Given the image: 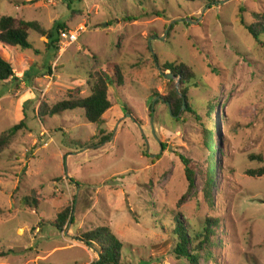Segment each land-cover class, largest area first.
Segmentation results:
<instances>
[{"label": "rangeland", "instance_id": "374dc122", "mask_svg": "<svg viewBox=\"0 0 264 264\" xmlns=\"http://www.w3.org/2000/svg\"><path fill=\"white\" fill-rule=\"evenodd\" d=\"M241 8L250 22L264 0H0V16L67 25L58 49L35 31L29 50L0 44L21 79L0 81V134L27 124L0 153V264H97L96 247L81 237L100 227L122 243L124 264H188L175 253L174 213L192 235L220 219L208 264H264V176L246 173L261 166L249 155L264 156V45L241 24ZM165 61L195 72L198 114L184 107L175 116L161 100L171 81L159 71ZM112 64L124 85L110 86L101 125L83 109L50 113L72 93L88 96L92 73ZM209 103L218 104L220 166L212 204L201 191ZM180 154L196 166L193 192Z\"/></svg>", "mask_w": 264, "mask_h": 264}, {"label": "trees", "instance_id": "16d2710c", "mask_svg": "<svg viewBox=\"0 0 264 264\" xmlns=\"http://www.w3.org/2000/svg\"><path fill=\"white\" fill-rule=\"evenodd\" d=\"M72 3L74 0H68ZM215 1V0H211ZM70 7V4L68 5ZM241 24L253 36L256 42L264 45V12L253 11L251 13V20L246 21L243 15L244 9L241 8ZM67 28V25L59 22L52 28L43 27L38 21H30L18 19L11 15L0 16V44L5 47L20 48L23 51L32 48V42L29 39L30 32L35 31L41 36H45L48 40V48L58 49V44L61 40L62 30ZM159 57H156V60ZM161 68L164 72L171 70L172 73L180 78V92L177 90V84L174 80L169 81V93L161 100L169 105L172 114L178 116L184 109V99L186 100V111L192 115L198 114L193 108L190 100V87L189 84L194 81L196 74L191 67L182 61L170 62L165 61L161 63ZM110 73L107 71L102 72L96 70L91 75L92 90L91 93L84 98H75L72 93L70 99H65L56 103L50 110L52 115L61 114L67 110L83 109L85 117L89 122L101 125L104 121L105 113L112 108L110 100L109 89L110 86L115 85L122 87L124 79L121 75V70L117 64L108 66ZM11 80L21 81L16 77L13 64L5 59L0 54V81L10 82ZM90 82V81H89ZM77 91H74L76 94ZM26 107V105H24ZM218 104L209 103L207 105L206 114L213 117L210 127H204L205 144L210 149V156L208 159V166L202 173V194L207 203L212 204L216 196V184L214 179L220 173L219 154H218V140H217V127L218 122L216 113ZM180 121V119H177ZM27 128L26 117L18 124H15L10 129L0 134V153L3 152L11 143L17 133ZM100 134H103L100 131ZM107 139L106 136L102 137V142ZM162 146L166 149L164 144ZM180 159L185 165L186 178L188 181V192H193L197 188V169L194 161L189 157L180 154ZM249 160L261 164L260 167L254 169H247L246 173L250 176H264V156L261 154L249 155ZM173 213V212H171ZM70 215V208L59 213L57 221L54 223L59 230L65 226L68 216ZM182 214L174 213L172 217L171 229L173 235L176 237L175 253L184 258L188 264H208L211 262L208 249L212 245V237L214 236L217 228L220 226V219L217 217H210L206 219L205 225L202 229L197 230L193 234L191 229L184 219ZM82 241L87 245L96 247L100 260L97 264H124L122 259L123 245L119 239L107 227H100L94 231L85 233L81 237ZM3 251H0V257L5 256Z\"/></svg>", "mask_w": 264, "mask_h": 264}, {"label": "water", "instance_id": "95a60500", "mask_svg": "<svg viewBox=\"0 0 264 264\" xmlns=\"http://www.w3.org/2000/svg\"><path fill=\"white\" fill-rule=\"evenodd\" d=\"M157 63H158V62H157ZM159 71H160V73L163 74L164 77H165L166 79H168V80H174V79L177 78V77L172 73L171 70H169V71L166 72V73H163L162 68L159 67ZM176 84H177V90L179 91V94H181V92H180L181 83H180V78H179V77H178V80L176 81ZM184 107H186V100H185V99H184ZM170 110H171V109H170ZM171 113H172V111H171ZM154 133H155V129H154Z\"/></svg>", "mask_w": 264, "mask_h": 264}, {"label": "built area", "instance_id": "2783aa9c", "mask_svg": "<svg viewBox=\"0 0 264 264\" xmlns=\"http://www.w3.org/2000/svg\"><path fill=\"white\" fill-rule=\"evenodd\" d=\"M84 30H85V27L82 26V29H78L77 31L71 32V33L69 34V36H66L67 39H68V42H69V43H74V42H76V41L78 40V38H79V32H80V31H84Z\"/></svg>", "mask_w": 264, "mask_h": 264}]
</instances>
